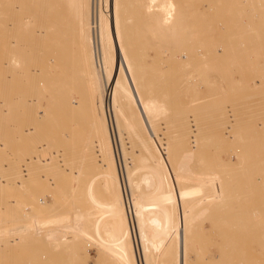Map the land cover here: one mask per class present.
Segmentation results:
<instances>
[{"label":"rangeland","instance_id":"obj_1","mask_svg":"<svg viewBox=\"0 0 264 264\" xmlns=\"http://www.w3.org/2000/svg\"><path fill=\"white\" fill-rule=\"evenodd\" d=\"M80 1L18 0L16 3L19 32L16 29L9 37L19 39V81L13 77L7 80L0 77V122L3 120L1 123L6 124V127L3 125L5 130L0 127V143L6 144L0 145V177L6 181V184H0V264H138L139 255L133 252L135 237L129 233L124 216V180L120 177L121 163L125 165L128 161L130 169L137 167L138 172L148 164L162 168L158 181L146 191L149 206L144 214L145 225L155 233L152 248L156 253L159 251L160 257L155 254L157 264H264V119L261 116L264 114V0H171L176 4L177 18L183 20L177 31L180 36H175V43L171 41V45L163 44L162 39H156L151 31L152 27L161 25L163 18L162 13L157 12L162 7L156 6L158 0L150 9L149 0H144L148 11L157 12L153 15L140 6L142 0H111L113 8L123 12L120 18L126 19L124 23L128 29L121 32L123 37L129 34L125 40L132 45L138 64L147 61L145 70L141 71V66L138 69L142 76L139 91L130 94V101L125 104L128 107L125 109L127 132L122 134L120 141L114 139L113 144L91 72L88 37L92 18L87 22V13L92 14L93 1ZM77 3L80 12L73 15ZM105 3L106 0H94L96 9L105 7ZM9 20L13 19L10 17ZM161 31L159 35H162ZM15 32L20 38L12 37ZM205 32L210 40L205 37L200 40L202 43L194 44L196 47L207 42L202 48L214 50L219 44L218 52H230L225 54L218 68L213 69L214 62L210 61L201 62L198 68L188 67L171 58L170 55L185 47L181 36ZM237 37L240 44L235 43ZM179 38L181 43L177 42ZM227 39L231 45L227 44ZM5 56L0 47V76L1 68H4L1 61H6ZM82 69L86 70L85 75H82ZM7 73L10 74V70ZM29 74L31 78H27ZM88 93L92 103L86 106L83 100ZM104 96L107 104L105 91ZM202 102L205 104L201 109L199 104ZM226 106L230 107L228 114L224 112ZM186 107L192 108L193 121L198 126L197 137L203 135L196 148L179 144L175 134L177 126L185 121L182 112L187 110ZM151 108H154V115ZM210 109L213 111L209 112ZM134 115L140 117L136 119ZM139 121L152 123L150 130L155 134L159 132L162 139L167 137L162 142L171 143L165 152L144 142L143 130L136 126ZM228 126L233 127L232 138L226 136ZM29 127H33L31 133L26 132ZM13 138L16 141L12 144ZM94 139L97 143L93 146L95 149H91ZM117 143L125 144V156L116 158ZM96 148L101 150V157ZM16 150L31 151L29 157L49 158L50 164L47 168L33 169L37 167L33 163L37 160L34 157L29 166L34 164L35 167L28 168V179L27 174L25 177L20 173L19 180L16 176L19 171L15 170L19 167L6 168ZM233 150L238 151L237 159ZM206 158H211V164ZM231 158L237 163H233L232 170L239 178L226 174L228 185L222 197L194 196L189 192L194 185L193 171L203 172L205 167L209 172L212 170L210 165L212 171L215 168L221 170V160L231 162ZM18 165L21 171L19 162ZM21 179L26 180L24 185ZM165 189H170L172 194H164ZM38 197L48 201L52 211L48 208L36 216L34 205ZM62 201L70 202L69 206L63 204L62 207ZM216 203L222 207L216 208ZM90 207L94 209L95 222L91 231L86 226L89 234L84 237L80 232L82 213ZM139 212L142 215L143 212ZM40 216L62 217L48 230L46 241L43 236V239H36L32 229L37 224L35 218ZM24 226L28 229H20ZM29 255H34L35 260Z\"/></svg>","mask_w":264,"mask_h":264},{"label":"bare ground","instance_id":"obj_2","mask_svg":"<svg viewBox=\"0 0 264 264\" xmlns=\"http://www.w3.org/2000/svg\"><path fill=\"white\" fill-rule=\"evenodd\" d=\"M18 0H0V47H1V51L6 53V61H4V59L1 61V65L4 66V68H1V78L3 80H7L8 78H15L16 81H19V74H20V52L18 51L19 47L17 48L18 44H19V39L14 38L12 39L11 37H9L10 33L14 31H18V28H19V19H15V18H19L18 16V12H16L15 8L17 7L16 3H17ZM79 1V3H81L80 0H77ZM93 1V4H92V14L90 15V12L88 11L87 13V22L89 21V18L91 17L92 18V25L90 23V29H91V32H90V37H88V42L90 44V60H91V72H92V76H93V81L96 85V90L99 92L98 95H100V98H101V102H102V107H103V111H104V116H105V119H104V122L106 123V126H107V130H108V134H109V137H110V140L112 141V144H113V140L114 139H117L120 141V138H122V134L123 133H126V129H127V116L125 114V109L127 110L126 108V105L127 104L126 102L130 101V97L131 95L130 94H134L136 92H138V87H140L142 85L141 83V80H142V76L139 75V72H138V69H140V66H141V71L142 69H146L145 68V64L147 63L144 62V60L138 64V59L135 58V55H134V52L131 48V46L126 42V39L127 37H129L126 32H124L125 36L127 37H123V34L122 32L125 30V29H128L126 28V19L125 17H121L123 19L120 18V15L123 13L119 10H117L116 8H113L112 6V3H111V0H106V3H105V7H102V8H99V9H96L95 5H94V0ZM102 1V0H101ZM156 0H149V2L147 3L148 5V8L150 9L152 7V4L155 2ZM71 2V1H70ZM69 3V2H68ZM73 3V2H72ZM99 3V1H98ZM102 3V2H101ZM141 3V2H140ZM258 3V2H257ZM90 5V4H89ZM99 5V4H98ZM116 5V4H115ZM147 5H146V2L144 0H142V3L140 6H142L143 8L145 7L148 14H157V12H160L162 13L163 15V18L161 20V25H156V27H152L154 28L152 31V34H154L156 36V39L158 38H161L162 41H163V44L166 43V44H169L171 41L175 43V40L173 38L176 37H179L180 35H177V31L179 30L180 28V24L181 22H183V20H180L178 19V11L176 10V4L174 1H171V0H158V4L156 5L158 8L160 6L161 9L157 12H150L148 11L147 9ZM70 6H74L73 4ZM69 6V7H70ZM252 6V5H251ZM80 7L78 6V3L75 4V6L73 7V12L75 14L73 15H76L78 14L79 15V12H80ZM142 8V9H143ZM72 9V8H70ZM256 9V8H255ZM124 10V9H123ZM141 10V9H140ZM257 10V9H256ZM71 11V10H70ZM71 11V13H72ZM256 14V13H255ZM258 15V14H257ZM12 18L13 20H9V18ZM152 17V16H151ZM150 17V18H151ZM258 17V16H257ZM263 17V16H262ZM129 19V18H128ZM139 19V18H138ZM258 19V18H257ZM133 20V19H132ZM137 20V19H136ZM240 20V19H239ZM125 21V23H124ZM128 21V20H127ZM208 21V19H207ZM132 23V21H131ZM135 23V22H133ZM159 23V21H158ZM87 25V24H86ZM85 25V26H86ZM128 25V23H127ZM131 26V24H130ZM18 27V28H17ZM130 28V27H129ZM15 29V30H14ZM13 30V31H12ZM162 30V31H161ZM226 30V29H224ZM122 31V32H121ZM126 31V30H125ZM160 31L162 32V35H159ZM19 32V31H18ZM258 32V31H257ZM16 35H13L12 34V37L14 36H19V33L17 34V32H15ZM207 35V32L205 33H202V34H196V33H191V34H188V35H183L181 37L182 40L184 41L185 43V47H183V51H177V53H175L174 55H170L171 58L173 60H177L179 64H182L184 66H188V67H194V68H198L197 66L202 63L205 62H209L210 63H213V69H216L218 68L220 64V62H222L224 60V56L225 54H229L230 52H223L222 54L220 52H218V50L216 49L218 47L215 46V49L214 50H209L207 47V49L205 48H202L204 45L208 44L206 42V44H204L202 47H200L199 45L196 47V45H194L196 42H200L202 43V41H200L201 39H204ZM220 35V34H219ZM224 36V34H221ZM87 36V35H86ZM208 36V35H207ZM214 36V34L212 35ZM253 36V35H252ZM209 37V36H208ZM206 37L205 39L206 40H210V38ZM222 37V36H221ZM8 38H11V40H9ZM20 38V36H19ZM238 40L235 41V43L239 42L240 44V39L239 37H237ZM217 39V38H216ZM219 39V38H218ZM242 39V38H241ZM254 39V37H253ZM87 40V38H86ZM132 40V39H131ZM131 40H129L131 42ZM223 39L220 40V42L222 41ZM226 40V39H225ZM232 40V39H230ZM240 40V41H239ZM259 40V39H258ZM134 41V40H133ZM161 41V40H160ZM177 41V40H176ZM180 38L179 40L177 41L178 43L180 42ZM204 41V40H203ZM229 40L227 39V42ZM256 41V40H255ZM87 42V41H86ZM135 42V41H134ZM233 42V41H232ZM249 42V41H248ZM253 42V41H252ZM259 42V41H258ZM263 42V41H262ZM127 43V44H126ZM146 43V42H145ZM181 43V42H180ZM219 43V42H218ZM236 43V44H237ZM247 43V42H246ZM264 43V42H263ZM33 44V43H32ZM88 44V43H87ZM158 44V43H157ZM199 44V43H198ZM210 44V43H209ZM228 45H231L229 44V42L227 43ZM259 44V43H257ZM31 45V44H30ZM159 45V44H158ZM171 45V44H169ZM178 45V44H177ZM176 45V46H177ZM180 45V44H179ZM184 45V44H183ZM221 45V44H220ZM233 45V44H232ZM161 46V44H160ZM223 46V45H221ZM226 46V45H225ZM256 46V45H255ZM199 47V48H198ZM213 47V46H212ZM228 47V46H227ZM134 48V47H133ZM220 48V47H219ZM31 49H33L31 47ZM36 49V47H35ZM156 49V48H155ZM20 50V49H19ZM178 50V49H176ZM223 50H226V48H224ZM48 51V50H47ZM135 51V50H134ZM142 52V51H141ZM171 52V51H170ZM256 52V51H255ZM136 53V51H135ZM138 53V52H137ZM136 53V54H137ZM164 53V52H163ZM139 54V53H138ZM224 54V55H223ZM261 54V53H260ZM38 55V53H37ZM148 55V54H147ZM227 56V55H226ZM156 57V56H155ZM169 57V55H168ZM89 58V57H88ZM170 58V59H171ZM31 59V58H30ZM147 59V57H146ZM168 59V58H167ZM161 60V59H160ZM170 62V61H169ZM218 63V64H216ZM23 64H24V61H23ZM98 64H99V68H98ZM8 66L6 68V66ZM154 67V66H153ZM23 69V68H22ZM153 69V68H152ZM10 70V74H8L7 72ZM204 70V69H203ZM140 71V70H139ZM140 71V72H141ZM36 72V71H35ZM100 72H101V76H100ZM138 72V74H137ZM145 72V71H144ZM30 73V72H29ZM81 73L82 75H85L86 74V70L85 69H82L81 70ZM28 74V73H27ZM144 74V73H143ZM195 74V73H194ZM145 75L147 76V74L145 73ZM26 75H24L25 77ZM140 77V78H139ZM27 78H31V75L29 74V76L27 75ZM33 79V77H32ZM185 79V78H184ZM201 79V78H200ZM34 80V79H33ZM188 80V79H187ZM202 82V81H201ZM34 83V81H33ZM193 83V82H192ZM28 84V82H27ZM32 84V83H31ZM30 85V84H28ZM205 85V84H204ZM211 86V85H210ZM234 87H237V86H234ZM31 88V87H30ZM259 88V87H258ZM32 89V88H31ZM35 89V88H33ZM195 90V89H194ZM104 91L107 95V104H106V98L104 96ZM208 91V90H207ZM206 91V92H207ZM263 91V90H262ZM194 92V91H193ZM201 92V91H200ZM245 92V91H244ZM195 93V92H194ZM197 93H199V90L197 91ZM208 93V92H207ZM201 94V93H200ZM199 94V95H200ZM209 95V94H208ZM56 96V95H55ZM198 97V95H197ZM196 97V98H197ZM207 97V96H206ZM147 98V97H146ZM213 98V97H212ZM144 99V98H143ZM201 98H199L198 100H200ZM215 99V98H214ZM239 99V98H238ZM243 99V98H242ZM202 100V99H201ZM210 100H213L210 98ZM264 100V99H263ZM55 101V100H54ZM143 101V100H142ZM193 101V100H192ZM232 101V100H231ZM231 101H229L230 103H232ZM53 102V101H52ZM138 103V101H136ZM136 102H135V105H136ZM205 102V101H203ZM200 103H197L200 105V108L202 109L204 107V104ZM206 102H208V100H206ZM237 102V101H236ZM83 103L87 106V104H91L92 103V97L90 96V93L87 94V98L83 100ZM145 103V102H144ZM229 103V104H230ZM142 104V103H141ZM228 104V102H227ZM228 104V105H229ZM234 104V103H233ZM261 104V103H260ZM140 105V104H138ZM166 105V104H165ZM151 106V105H149ZM164 106V105H163ZM197 106V105H196ZM89 107V106H88ZM132 107V106H131ZM153 107V106H152ZM161 107V106H160ZM208 107V106H207ZM218 107V105H217ZM221 107V106H220ZM98 108V106H97ZM146 108V107H145ZM149 108V107H148ZM185 108V106H184ZM190 108V107H189ZM215 108V107H214ZM131 111H132V108H130ZM154 109V108H151V110ZM164 109V108H163ZM187 109V107H186ZM213 109V108H212ZM209 110V112H211V110ZM230 107L229 106H226L224 108V112L226 113L227 111V114H228V111H229ZM85 110V108H84ZM135 110V109H133ZM150 110V109H149ZM213 110H216V109H213ZM212 110V111H213ZM232 110V109H231ZM153 111V110H152ZM150 111V112H152ZM161 111V110H160ZM169 111V110H168ZM192 111V108L191 109H187V110H183L180 111L182 112V116L184 114L185 118V121L184 123H180L177 127V131L175 132L176 134V137L178 139V142L179 144H187L188 146L192 145L193 147H198V145L200 144V138L201 137H197L198 136V133H197V128L198 126L196 125V123L193 121L194 120V115ZM136 112V111H135ZM216 112V111H215ZM146 113V111H145ZM156 113H158V109L156 110ZM160 113V112H159ZM213 113V112H212ZM230 113V112H229ZM263 113H264V106H263ZM134 114V112H133ZM142 114V112H141ZM140 114V115H141ZM178 114V113H177ZM176 114V115H177ZM186 114V115H185ZM226 114V115H227ZM256 114V113H255ZM92 114H90L91 116ZM140 115H138L136 117V119L138 117H140ZM153 115H154V111H153ZM160 115V114H159ZM168 115V113H167ZM175 115V114H174ZM180 115V113H179ZM178 115V116H179ZM234 114H232L233 116ZM142 116V115H141ZM163 116V115H162ZM176 116V117H178ZM181 116V115H180ZM179 116V117H180ZM254 116V115H253ZM263 116V119H264V114L261 115ZM143 117V116H142ZM175 117V116H174ZM227 117V116H226ZM230 116H228V119H229ZM234 117V116H233ZM236 117V116H235ZM154 118V117H153ZM155 118H158L155 117ZM163 119V118H162ZM180 119V118H178ZM225 119V117H224ZM223 119V120H224ZM196 120V119H195ZM227 120V119H226ZM236 120V119H234ZM253 120V119H252ZM3 121V120H2ZM1 121V122H2ZM138 121V120H137ZM157 121V120H155ZM158 121L160 122V120L158 119ZM231 121V120H230ZM233 121V120H232ZM264 121V120H263ZM0 122V127L1 129L4 128L5 130V127H6V124H3ZM131 122V121H130ZM143 122V121H142ZM153 122V121H152ZM158 122V123H159ZM163 122V120H162ZM178 123L180 122L179 120L177 121ZM176 122V123H177ZM135 123V122H134ZM134 123H133V126H134ZM151 123V121H150ZM230 123V122H229ZM137 124V125H136ZM135 125L136 126H139L138 128H140L139 130H143L140 131L143 133V137H145V140L144 142L149 145H154L156 150L159 151V152H165L169 146H170V141L168 143V141H166L167 137L163 138V139H166L165 141L167 143H164L162 142V137L160 135L159 132H157L156 134L154 133V131L150 130L149 127L151 125H153L151 123V125L149 123H146L143 124V123H140L139 121V124L136 123ZM143 124V129H141V125ZM147 124V125H146ZM154 124H157V122H154ZM219 124V123H218ZM224 124V123H223ZM260 124V122H259ZM263 124V123H262ZM5 125V127L3 126ZM130 125V124H128ZM158 125V124H157ZM229 125V124H228ZM230 125H232L230 123ZM258 125V124H257ZM261 125V124H260ZM264 125V124H263ZM172 126V125H171ZM237 126V125H236ZM248 126V125H247ZM132 127V126H131ZM264 127V126H263ZM30 128V127H29ZM27 129L26 132L27 133H31V130L33 129L30 128V129ZM137 128V127H136ZM175 128H176V125H175ZM228 128V129H227ZM226 128L227 131V135L226 136H231L233 135L232 134V129L233 127L232 126H228ZM242 128V127H241ZM245 128V126H244ZM129 129H131L129 127ZM134 129V127L132 128ZM131 129V130H132ZM157 130H159L157 128ZM236 130V129H235ZM24 131V130H23ZM22 131V132H23ZM126 131V132H125ZM224 131V130H223ZM238 131V130H237ZM236 131V132H237ZM21 132V133H22ZM25 132V131H24ZM23 132V133H24ZM133 132V131H132ZM136 132V131H135ZM156 132V131H155ZM249 132V131H248ZM141 133V134H142ZM162 133V132H161ZM164 133V132H163ZM200 133V132H199ZM137 134V133H136ZM135 134V135H136ZM24 135V134H23ZM31 135V134H30ZM29 135V136H30ZM166 135V134H164ZM240 135V134H239ZM125 136V135H123ZM137 136V135H136ZM245 136V134H244ZM234 137V136H231V138ZM240 137V136H239ZM137 138V137H136ZM224 138V137H223ZM230 138V137H229ZM22 139V138H21ZM238 139V138H237ZM12 140V139H11ZM16 139L13 138L12 141H10V143H15ZM19 140V139H17ZM203 140V138H202ZM207 140V139H206ZM252 140V139H251ZM258 140V138H257ZM164 141V140H163ZM209 141V140H208ZM239 141V140H238ZM236 140V142H238ZM245 141V140H244ZM243 141V142H244ZM19 142V141H18ZM235 142V141H234ZM235 142V143H236ZM242 142V143H243ZM24 143V142H23ZM97 143V140L94 139L92 141V145H91V149H95L93 148V146ZM141 143V142H140ZM261 143V142H260ZM120 144V143H119ZM117 143V146L115 147V156L116 158L120 157V155H124L125 156V152L127 151V148L125 147V144L124 143H121V145H119ZM214 144V143H213ZM244 144V143H243ZM264 144V143H263ZM0 145L2 146H5L4 143H0ZM15 145V144H14ZM47 145V144H46ZM144 145V143H143ZM215 145V144H214ZM223 145V144H221ZM220 145V146H221ZM241 145V144H240ZM262 145V144H261ZM12 146V145H11ZM41 146V145H40ZM97 146V145H96ZM142 146V145H141ZM190 146V147H192ZM219 146V145H218ZM44 146H42L41 148H43ZM15 148V146H14ZM38 148V147H37ZM36 148V150H37ZM194 148V149H195ZM204 148V146H203ZM259 148V147H258ZM207 149V148H206ZM210 149V147H208V150ZM16 150V155L19 156V158L16 156V155H13L10 162H9V165L7 164L6 165V168L12 170L14 169L13 167L15 166V168L19 167L18 169H15V170H18L16 176L17 178H19L20 175L22 174H25L24 176L26 177V174L29 172L28 168H33L34 164H36L35 168L33 169H39L40 168H47L48 164H50V159L49 158H46L44 159L43 158H36L35 156H30L29 157V153L31 151H23V152H20ZM210 151V150H209ZM214 151V150H213ZM20 152V153H19ZM42 152V151H41ZM96 152L98 154L99 157H101V150H98L96 148ZM233 156L235 155V158L237 159L238 157V151L237 150H233ZM247 152V151H246ZM12 153V152H11ZM56 153V152H55ZM127 153V152H126ZM263 153V152H262ZM60 154V153H59ZM216 154V153H215ZM264 154V153H263ZM55 155V154H54ZM205 156V154H204ZM221 156V155H219ZM262 156V155H261ZM36 158L37 160H35V162H33V158ZM122 157V156H121ZM206 157V156H205ZM214 157V156H213ZM217 157V155H216ZM215 157V159H216ZM134 158V157H133ZM133 158H131L133 160ZM212 158V157H211ZM209 158V159H211ZM218 158V157H217ZM240 158V156H239ZM242 158V157H241ZM244 158V157H243ZM136 159V158H134ZM208 159V158H206ZM208 159V161H209ZM232 159V158H231ZM246 159V158H245ZM31 160H33L32 162L34 163L32 166H29V164L31 163ZM124 160V158H123ZM126 160V159H125ZM124 160V161H125ZM131 160V162H132ZM213 160V159H212ZM250 160V159H249ZM123 161V162H124ZM134 161V160H133ZM208 161L206 162V164L208 163ZM218 161V160H216ZM17 162V164H16ZM18 162L19 164L22 166L21 168V171H20V166L18 165ZM126 162V161H125ZM142 162V161H141ZM202 162V161H201ZM210 163L208 164H211L212 161H209ZM214 162V160H213ZM220 162V160H219ZM234 159H232L231 162H228V161H225L224 160V163L219 164L220 168L223 167L220 171L217 170L216 168L213 170L212 167L209 166V169H212L210 170L209 172L205 170V167L203 169V172H197L196 171H193L194 174H192L191 176V179L192 181L194 182V185L190 188L189 192L194 195V196H201V197H209V198H220L223 196V194L226 192L227 190V175L226 174H231V176L233 178H239V175L234 172L232 170V167H233V163H234ZM242 162V161H241ZM261 162V161H260ZM99 163L101 164V159L99 160ZM136 163V162H135ZM236 163V162H235ZM264 163V161H263ZM204 164V163H203ZM214 163H212L213 165ZM237 164V163H236ZM260 164V163H259ZM18 165V166H16ZM129 165V161H128V164L125 163V165H123L121 163V175L120 177L123 178L124 180V186H123V206H124V212H125V220L127 222V226H128V231L129 233L132 235V237H135V242L133 243V245H135V254L138 256L139 255V261H138V264H157V261H156V257H155V254L157 255V257L159 255V251H157V253L154 251V249L152 248L153 247V244H154V238H155V233L152 232V229L150 227H148V225H145L146 223V220H145V211H146V208H148L149 206V203H148V195L146 194V191L147 189H149L150 187H152V184H155L157 181H158V177H160V171L162 170L161 167H159L158 165L156 164H148L147 167H142L139 172H138V168L136 167V169H130V166ZM131 165V163H130ZM134 165V164H133ZM60 166V165H59ZM136 165H134L133 167L135 168ZM205 166V165H204ZM207 166V165H206ZM242 166V165H241ZM12 167V168H11ZM203 167V165H202ZM215 167V166H214ZM250 167V166H249ZM207 168V167H206ZM252 168V167H251ZM255 168V167H254ZM258 168V167H257ZM201 169V170H202ZM243 169V168H242ZM2 170H6V169H3ZM9 170V171H10ZM193 170V169H192ZM208 170V169H207ZM14 171V170H13ZM28 171V172H27ZM31 171V170H30ZM205 171V172H204ZM245 171V170H244ZM264 171V169H263ZM4 172V171H3ZM12 172V171H11ZM260 172V171H258ZM22 173V174H20ZM119 173V172H118ZM191 173V172H190ZM241 173V172H240ZM247 173V172H246ZM20 174V175H19ZM32 174V173H31ZM34 174V173H33ZM44 174V173H43ZM259 174V173H258ZM14 177L15 174L13 173ZM241 175V174H240ZM30 176V175H29ZM34 176V175H33ZM46 176V175H45ZM23 176H21V178H25ZM28 179V174H27V177ZM182 178V177H181ZM231 178V177H230ZM16 179V178H15ZM180 179V178H179ZM14 180V179H13ZM17 180V179H16ZM20 180V178H19ZM18 180V181H19ZM25 179H23L24 181ZM22 181V179H21ZM23 181L21 183H23ZM26 181V180H25ZM5 183L6 181L4 179H2L0 177V184L1 183ZM16 181H14L15 183ZM20 182V181H19ZM179 182V181H178ZM9 183V182H8ZM13 183V182H12ZM20 183V185H22ZM171 183V182H170ZM6 184V183H5ZM114 184V183H113ZM9 185V184H8ZM19 185V184H18ZM24 185V183H23ZM26 185V184H25ZM173 185V184H171ZM2 186V184H1ZM0 186V187H1ZM169 186V185H168ZM176 186V185H175ZM253 186V185H252ZM122 187V186H121ZM15 188V186H14ZM80 188V187H79ZM171 188V186L169 187ZM249 188V187H248ZM172 189V188H171ZM6 190V189H5ZM74 190V189H73ZM13 191V190H12ZM17 191V189H16ZM164 194H169L171 193L172 191H168V189H165L164 190ZM247 192V191H246ZM259 192V191H257ZM40 194V193H39ZM38 194V195H39ZM172 194V193H171ZM246 194V193H245ZM249 194V193H248ZM251 194V193H250ZM37 195V196H38ZM41 195V194H40ZM44 195V194H43ZM54 197V196H53ZM41 198V197H40ZM39 197L35 200H37L36 204L34 205L35 206V213H36V216L37 215H41L43 212H46V210L49 208L50 204H48L46 201H43L41 200ZM45 198V197H44ZM97 198V197H96ZM150 198V197H149ZM33 199V200H34ZM47 199V198H45ZM48 200V199H47ZM32 201V200H31ZM262 202V201H261ZM264 202V201H263ZM51 203V202H50ZM118 203V201H117ZM59 204V203H58ZM62 207H63V204H65L66 206H69L70 202H66V203H63L62 201ZM33 205V204H32ZM59 206V205H58ZM222 207V205H219L218 203H216V208H219ZM119 207V206H118ZM55 208V207H54ZM50 209V208H49ZM53 209V208H51ZM50 209V210H51ZM119 209V208H118ZM65 210V209H64ZM110 210V209H109ZM3 211V209H2ZM52 211V210H51ZM139 211H142V215L140 214ZM236 212V211H235ZM234 212V213H235ZM239 212V211H237ZM236 212V213H237ZM2 213V212H1ZM232 214V213H231ZM246 214V213H245ZM121 216V215H120ZM119 216V217H120ZM171 216V214H170ZM249 216V215H248ZM230 217V215H229ZM237 217V216H236ZM243 218V217H242ZM247 218V216L245 217ZM36 219V222L37 224L35 226L32 227V229L34 230L35 232V237L36 239H43L42 236L45 238V241H46V237H47V232L48 230L52 227L54 228L53 225H55V222L56 220H62V217H54V216H50V217H38V218H35ZM234 219V218H233ZM240 219V218H238ZM244 219V218H243ZM231 220V219H230ZM242 220V219H240ZM249 220V219H248ZM235 221V220H234ZM237 221V220H236ZM251 221V220H250ZM81 233L82 235L85 237L87 231H86V226L89 227V230L91 231L93 225H94V222H95V216H94V209L93 207H90L89 209H86L83 211L82 213V221H81ZM182 222V221H181ZM244 222V221H243ZM149 223V222H147ZM156 223V222H155ZM242 223V222H241ZM245 223V222H244ZM247 223V222H246ZM245 223V224H246ZM250 223V222H248ZM252 223V221H251ZM130 225V227H129ZM240 225V224H239ZM262 225V224H261ZM109 227V226H108ZM247 227V226H246ZM51 228V229H52ZM133 228V230H132ZM244 228V227H243ZM20 229H28L26 228V226L24 227H21ZM245 229V228H244ZM110 230V228H109ZM242 230V229H241ZM154 231V230H153ZM156 231V229H155ZM46 232V233H44ZM70 232V231H69ZM113 232V231H112ZM111 232V234H112ZM109 233V232H108ZM89 234V232L87 233ZM264 234V233H263ZM62 235V234H61ZM96 235V234H95ZM107 235V234H105ZM135 235V236H134ZM64 236H67L66 233H64ZM62 236V237H64ZM102 236V235H101ZM65 238V237H64ZM89 238H91V236H89ZM108 238V237H107ZM116 238V237H115ZM68 239V237H67ZM93 239V238H92ZM262 239V238H261ZM71 241V240H70ZM116 241V240H115ZM43 242V241H42ZM64 242V240H63ZM65 243H66V240H65ZM75 243V242H74ZM116 243V242H115ZM44 244H47V243H44ZM54 244V243H53ZM2 245V244H1ZM0 245V247H1ZM47 246V245H46ZM43 247V246H42ZM264 247V245H263ZM41 250V249H40ZM39 251V250H38ZM35 254H37L36 252H34ZM43 253V252H42ZM34 254V255H35ZM119 254V253H118ZM32 255V256H34ZM44 255L46 256V254L44 253ZM31 256V255H29ZM31 256V257H32ZM37 256V255H35ZM35 256L32 257L34 258L35 260ZM44 257V256H43ZM42 257V258H43ZM47 257V256H46ZM70 258V257H69ZM136 258V257H135ZM45 259V258H44ZM43 259V260H44ZM114 259V258H113ZM29 259H27L28 261ZM33 260V259H32ZM47 260V258H46ZM137 260V259H136ZM68 261V260H67ZM29 262V261H28ZM31 262V260H30ZM231 262H233L231 260ZM65 263V262H64ZM101 263V262H100ZM62 264V263H61ZM241 264V263H240Z\"/></svg>","mask_w":264,"mask_h":264}]
</instances>
